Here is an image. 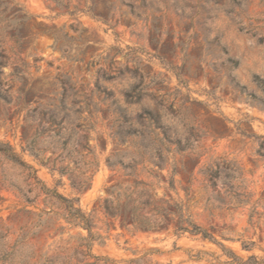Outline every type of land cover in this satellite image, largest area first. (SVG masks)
<instances>
[{"label": "rangeland", "instance_id": "obj_1", "mask_svg": "<svg viewBox=\"0 0 264 264\" xmlns=\"http://www.w3.org/2000/svg\"><path fill=\"white\" fill-rule=\"evenodd\" d=\"M146 111L163 143L144 150L132 134ZM0 142L27 165L0 153V264H228L212 241L103 208L140 191L134 179L185 204L186 175L171 174L190 152L193 220L241 258L264 255V0H0ZM158 149L162 169L146 158ZM44 187L79 198L90 247Z\"/></svg>", "mask_w": 264, "mask_h": 264}, {"label": "trees", "instance_id": "obj_2", "mask_svg": "<svg viewBox=\"0 0 264 264\" xmlns=\"http://www.w3.org/2000/svg\"><path fill=\"white\" fill-rule=\"evenodd\" d=\"M57 4L65 8L66 12L70 15H74L71 11L68 10V4H64L61 1H57ZM12 15L20 16V18H25L21 12L22 8L17 6H12L10 10ZM73 24H70V27H73ZM77 28H75L76 30ZM55 28L53 27L51 31V35L54 38L55 43L58 42V36L55 33ZM59 48H62L59 45ZM142 88V87H141ZM142 90V89H141ZM137 100L135 101H126L127 105H131L133 103L138 102L141 99L140 91L137 95ZM147 115L143 116L142 114L138 115L137 122L143 128L140 131L133 132V137H137L140 139V146L144 148V150L150 145V143L158 140L160 144L163 143V138H151V131H147V128L155 129L159 124V116L151 111L145 112ZM145 120L148 121V125H146ZM145 128V130H144ZM153 131V130H152ZM181 139H177L175 144L179 145ZM180 150V149H178ZM182 150V149H181ZM0 153L3 154L7 159L21 166H27L26 163L17 155L14 149L8 144L0 142ZM146 155V152L143 151L140 155L142 159ZM200 154L190 152L183 156V160L179 162L177 170H174L171 174L182 173L186 175L187 185L183 187V191L185 193L186 203H182V201L175 202L173 204L170 203L169 199L161 197L157 200L154 199V194L148 193L146 189L149 187V184L144 183L142 181H137L134 179V188L140 187V191L131 192V194H136L135 198L129 195L124 202H120L119 199H113V197H105L103 199V208L105 212L111 217H119L121 226H126L130 223L134 228L142 229V230H151L159 227H169L171 226L175 235L179 236L184 233H189L191 235H198L202 239L212 241L216 243L225 254L231 259L228 261V264H264V255L258 256L255 254L248 255L245 259L237 256L230 248L225 247V245L218 241L214 235L209 232L206 228L202 227L196 221L193 220L192 215L189 212L187 202L189 200V188L192 179V175L195 167L199 163ZM147 160L152 164L157 166L158 169H162L163 166L167 163L166 158L159 152L155 156L147 155ZM135 161V158L132 159ZM106 162L109 166H113L114 162L111 161V157L106 158ZM133 173H129L130 175L134 174V170L131 171ZM169 178L167 181L166 189H174V182L172 178ZM215 175L213 173H208L205 171V179L207 182L212 185ZM71 185L77 191H81L83 188L82 185L76 184L74 181H71ZM44 190L47 194L52 197L61 199L65 204V209L67 210L68 218L71 221H74L76 224L80 225L87 231V236L85 240L87 241L88 247H90L93 240V233L91 231L92 221L90 215L85 213L81 207L78 205L79 198L71 197L66 198L56 190H50L44 187ZM145 191H147L145 193ZM249 223L251 222V218H249ZM242 247L246 250H251L255 246L254 241H242ZM264 252V249H262Z\"/></svg>", "mask_w": 264, "mask_h": 264}]
</instances>
